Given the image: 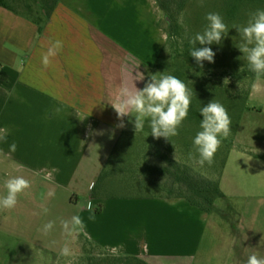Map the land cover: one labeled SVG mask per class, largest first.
I'll use <instances>...</instances> for the list:
<instances>
[{
	"label": "crops",
	"instance_id": "1",
	"mask_svg": "<svg viewBox=\"0 0 264 264\" xmlns=\"http://www.w3.org/2000/svg\"><path fill=\"white\" fill-rule=\"evenodd\" d=\"M162 17L158 0H59L57 10L39 24L32 12L0 4V130L7 133L0 141V197L7 195L9 178L31 182L15 209L0 210V264H61L83 255L149 264H246L250 255L264 258L261 237L254 241L250 234L249 244L256 247L242 248L239 225L221 218L224 201L235 210L228 197L236 157L253 172L264 170V123L251 126L249 147L235 143V156L219 178L224 195L209 214L187 198L115 196L97 189L105 167L97 165L90 130H99V146L108 142V131L131 130V116L124 117L126 127H117L112 103L124 100V89L136 91L132 65L143 64L147 74L158 67L169 40ZM57 40L63 47L45 67L43 55ZM251 96L264 99V83ZM242 130L240 121L237 143L243 141ZM251 187L254 191V183ZM49 191L55 195L45 201ZM89 199L97 206L95 221L88 219ZM73 216L83 219L87 233L74 240L61 226ZM50 221L54 227L45 235L43 226ZM223 226L231 229L221 246ZM66 241L70 257L60 254Z\"/></svg>",
	"mask_w": 264,
	"mask_h": 264
},
{
	"label": "rangeland",
	"instance_id": "2",
	"mask_svg": "<svg viewBox=\"0 0 264 264\" xmlns=\"http://www.w3.org/2000/svg\"><path fill=\"white\" fill-rule=\"evenodd\" d=\"M6 1L9 3V5L6 4L9 7H6L11 10L16 9L21 13L32 12L28 8V3L32 0ZM257 10H264V0H189L176 23L173 24L172 19L163 14L161 24L166 27L169 40L167 49L162 56V67L149 68L147 74V72L144 73L145 68L142 63L143 70L137 61L134 65L131 63L139 80L138 90H142L154 74L158 78L163 74L176 76L175 74L186 61L184 54L190 39L197 33H203L208 25V21L205 19L207 13L220 14L229 29L228 35L222 39V43L200 45L197 42L196 45L198 48L211 47L216 53L215 63L204 61V66L201 68L196 61L189 62L188 65L191 69L188 79H190V83L187 85L192 92L191 103L195 110L200 111L202 107L215 100L226 108L232 121L231 135L222 140V144L215 154L214 163L212 165L205 163L203 166L198 163L200 156L193 141L196 136L195 129H200V126L183 123L179 129V135L172 137L171 141L163 137L156 139L151 135V128L147 121L144 129L136 132L133 123L135 117L131 116V130L127 132L112 130L113 133L108 131V142L103 146L98 145L101 135L98 133L97 127L90 130V139L97 142L94 144L96 147H93L98 158L97 165L100 169L103 165L105 167L98 179V190L103 189L105 193L115 196H169L175 199L180 195L178 192L169 190L170 178L174 177L173 174L164 175L162 172H152L149 168L150 165L166 167L173 173L177 167H173L172 161H177V164H188L192 167V173L196 176L202 174L205 178L217 181L221 177L225 165L234 158L235 145L237 144L238 147H241L242 144L246 147L251 145L248 141L249 135L252 133L251 126L264 123V115L260 114L264 113V110H260L264 108V99L254 98L251 93L254 89L257 90L261 87L264 78L257 81L255 73L250 70L243 53L236 46L240 43V37L233 25H247L251 14ZM199 83L205 84L210 90L201 91L198 88L196 90V84ZM134 85L136 86V81ZM119 87H121V83ZM247 108L250 112L243 115L242 113ZM240 121L243 125V141L237 143L236 129ZM259 134H262L261 131ZM169 144H171L170 147ZM236 159L239 162L238 171L231 177L233 183L229 188L228 197L234 204L235 210L231 209V203L224 201L225 213L221 218L223 221L236 222L241 230L239 244L242 248L254 250L256 246L252 242L251 245L249 244L250 234L254 241L261 237L259 241L264 242V227L257 230L252 227V224H264V193H262L264 170L253 172L248 163L237 157ZM253 183L254 191L251 187ZM190 194L195 195L192 192H189L188 195ZM230 229L228 226L221 227V236L224 237L221 239L223 242L221 246L225 244V237L229 235ZM217 250L218 245L216 244V248L214 246L211 250V255H215ZM123 261L126 260L113 262L109 258H88L83 255L66 259L61 264H122ZM128 261H132V264H139V261Z\"/></svg>",
	"mask_w": 264,
	"mask_h": 264
},
{
	"label": "clouds",
	"instance_id": "3",
	"mask_svg": "<svg viewBox=\"0 0 264 264\" xmlns=\"http://www.w3.org/2000/svg\"><path fill=\"white\" fill-rule=\"evenodd\" d=\"M205 19L208 21L207 27L203 33H197L190 39L192 45L190 55L195 58L197 64L203 68L204 61L215 63L216 53L211 47L197 48V42L200 45L221 44L222 39L228 35V26L223 21L219 13L209 12ZM237 29L240 37V43L236 45L243 53L249 68L255 73V78L260 81L264 78V10H257L251 14L247 25H233ZM62 41H55L46 54L43 55L42 63L45 67L50 64V57H54L62 49ZM226 81V80H225ZM124 100L119 103H112L120 123L119 128L126 127L124 117L134 116V127L136 132L144 129L147 121L151 128V135L156 139L161 137L170 140L179 135V129L187 119L192 102V92L187 85L179 78L173 75H152L149 82L142 90L131 91L123 90ZM134 113V115H133ZM203 116L201 120V131L194 138V145L199 153L198 163L203 166L205 163L212 165L215 154L220 148L223 139L231 135L232 121L226 108L219 102L213 100L200 109ZM7 138V133L0 130V141ZM10 152L17 150V145L12 143ZM44 179H49L45 176ZM7 195L0 197V210L11 211L18 204V197L28 193L31 182L23 176H16L5 181ZM94 187V186H93ZM55 195L54 191H49L44 197L45 201ZM42 212L48 213V208L42 205ZM97 206L92 204L89 199L87 209L92 215L89 220L95 221L96 215L94 209ZM61 226L64 234L73 240L80 233L85 232V223L80 216H73L70 221L61 220ZM54 227V222L50 221L43 226V233L47 235ZM70 241H66L60 254L64 257L73 255L70 247ZM246 264H264V258L257 255H250Z\"/></svg>",
	"mask_w": 264,
	"mask_h": 264
},
{
	"label": "trees",
	"instance_id": "4",
	"mask_svg": "<svg viewBox=\"0 0 264 264\" xmlns=\"http://www.w3.org/2000/svg\"><path fill=\"white\" fill-rule=\"evenodd\" d=\"M163 14L166 17H170L173 21V24L177 22L178 17L183 13L185 10V7L187 5V2L189 0H158ZM0 4L9 7V3L6 0H0ZM8 4V5H6ZM59 0H32L28 3L29 11H32L33 14L36 15V18H34L35 21H37L39 24L42 23L44 17H50L58 8ZM16 10V9H15ZM17 11V10H16ZM174 27V25H173ZM192 45L189 43L185 50V58L186 61L184 63V66H181V69L178 70V72L175 74L177 78L182 80L186 85L190 83L189 78V72L191 67L188 65L189 62L196 61L194 57L190 55ZM198 48V47H197ZM188 58V59H187ZM158 67L161 66V61L159 62ZM197 87L195 88L197 90L200 89L201 91L210 90L208 86H206L203 83L196 84ZM213 94V93H212ZM207 96V95H206ZM203 119L202 114L200 111L195 110L192 106L188 113L187 119L183 122L185 124L190 125H197L200 126L201 120ZM202 129H195V135L201 131ZM171 144H169V147ZM159 154V152H157ZM177 161H172L173 167H177L176 171L171 173V169H168L166 167L162 166H155L150 165L149 168L153 172H162L164 175L170 173L173 174V178H170V184L169 189L173 192H178L180 196L177 198H169L171 201L178 200L180 198H187L189 201H191L194 205L198 206L199 208L203 209L206 213H211L214 210L216 201L223 197L224 193L220 186L219 179L213 180L209 178H205L202 176H196L192 173V167H190L188 164L182 165L177 164ZM185 168V170H183ZM189 192H192L195 194L192 196L189 194ZM124 260V259H123ZM126 261H123L122 264H132V260L130 258L125 259ZM135 261V260H134ZM138 262V261H137ZM139 264H149L148 262L144 260H139Z\"/></svg>",
	"mask_w": 264,
	"mask_h": 264
}]
</instances>
